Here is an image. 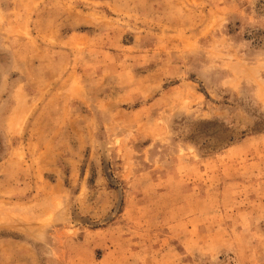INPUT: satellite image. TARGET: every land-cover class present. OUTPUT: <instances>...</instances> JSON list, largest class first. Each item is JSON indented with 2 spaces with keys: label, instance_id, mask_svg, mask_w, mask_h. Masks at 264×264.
I'll return each mask as SVG.
<instances>
[{
  "label": "rangeland",
  "instance_id": "rangeland-1",
  "mask_svg": "<svg viewBox=\"0 0 264 264\" xmlns=\"http://www.w3.org/2000/svg\"><path fill=\"white\" fill-rule=\"evenodd\" d=\"M0 264H264V0H0Z\"/></svg>",
  "mask_w": 264,
  "mask_h": 264
}]
</instances>
